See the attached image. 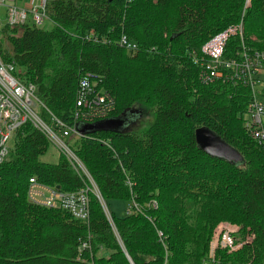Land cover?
<instances>
[{"label": "trees", "instance_id": "16d2710c", "mask_svg": "<svg viewBox=\"0 0 264 264\" xmlns=\"http://www.w3.org/2000/svg\"><path fill=\"white\" fill-rule=\"evenodd\" d=\"M243 2L48 0L50 28H2L1 54L20 82L35 86L44 121L50 112L71 125L86 75L113 98L112 117L131 110L137 123L146 110L152 118L140 131L131 122L120 131L69 137L109 212L108 218L90 192L87 221L28 199L31 177L60 192L88 183L61 153L54 163L42 161L51 143L25 123L0 164V264H81L78 254L90 256L86 248L80 252L87 241L94 264H204L219 221L236 223L241 238L252 239L231 253L217 250L212 264H264V147L243 123L250 89L223 79L201 83L193 61L210 38L240 21L243 42L264 50V0H251L242 15ZM4 35L10 49L2 47ZM122 35L135 50L119 45ZM240 50L239 35H232L222 57L238 58ZM262 90L264 101V84ZM198 127L243 160L203 152ZM114 200L127 201L130 213H112Z\"/></svg>", "mask_w": 264, "mask_h": 264}, {"label": "built area", "instance_id": "2783aa9c", "mask_svg": "<svg viewBox=\"0 0 264 264\" xmlns=\"http://www.w3.org/2000/svg\"><path fill=\"white\" fill-rule=\"evenodd\" d=\"M5 1L0 0V7L5 8L4 19L0 18V39L1 30L5 26H22L24 24L42 26L47 20L48 0H11L9 5H6ZM250 5L251 0H244L242 15ZM232 35H239L241 39L239 56L238 58L223 59L226 41ZM119 45L130 50L136 49V44L129 41L125 35L120 37ZM201 52V57H193L194 63L200 66L199 79L201 83L206 84L223 79L249 87L251 98L246 111L243 113V123L250 135L264 147V101L261 100L264 82L259 77L264 71V50L247 46L243 42L242 22L240 21L239 24L231 26L210 38L202 46ZM14 71V63L6 61L0 51V164L8 157L11 148L10 142L13 143L17 131L25 123H31L33 127L47 137L59 153L65 156L71 167L88 184L74 192H60L57 188L51 189L31 177L27 193L28 199L46 208L64 209L73 218L87 221L89 217L88 194L91 192L97 197L109 218L107 206L96 184L82 161L69 146V137L83 136L79 132V128L112 117L113 98L103 88L99 87L95 79H90V75L82 76L79 79L75 94V109L71 125H67L50 112L48 121H44L39 112L41 108L45 107L36 96L35 86L20 82L14 76ZM246 115L250 117L248 121L244 119ZM102 143L109 146L108 141ZM153 206L155 207L156 204L153 203ZM130 208L125 209L126 214L130 213ZM229 226L230 229L226 225L222 226L223 228L218 230V235L214 236L213 239L211 238L208 259L204 261V264L214 263L217 250H225L227 253H231L252 239V236H246V240H238L234 234L237 231L236 228ZM84 248L89 250V258L81 257L80 253L77 259L81 261V264H94L88 241L82 243L80 252Z\"/></svg>", "mask_w": 264, "mask_h": 264}, {"label": "water", "instance_id": "95a60500", "mask_svg": "<svg viewBox=\"0 0 264 264\" xmlns=\"http://www.w3.org/2000/svg\"><path fill=\"white\" fill-rule=\"evenodd\" d=\"M112 1V0H108ZM132 112L131 110L129 111ZM124 113L122 116L110 117L108 119L96 122L91 125H86L84 128H79L80 133L94 132V131H120L127 128L131 124L132 114ZM134 112H136L134 110ZM129 117V118H128ZM195 142L199 149L208 155L224 159L230 163L238 164L243 159L241 154L226 142H224L217 134L206 127H198L194 131ZM59 189V187H56ZM130 263L132 261L129 259Z\"/></svg>", "mask_w": 264, "mask_h": 264}, {"label": "rangeland", "instance_id": "374dc122", "mask_svg": "<svg viewBox=\"0 0 264 264\" xmlns=\"http://www.w3.org/2000/svg\"><path fill=\"white\" fill-rule=\"evenodd\" d=\"M5 4L6 5L11 4V0H6ZM4 16H5V8L0 7V18L4 19ZM42 27L50 28L51 24L48 21H45L42 24ZM2 40H3V46H2L3 49H10L9 43L6 42L7 41L6 35H4V37H2ZM199 57H200V55H199ZM259 77H260V80L264 82V71L259 75ZM135 108H139V107H135ZM151 118H152L151 114L148 113V111L142 110L138 122L137 123L133 122L130 125V129L140 131L141 129L145 128L150 123ZM244 119L248 121L250 119V117L248 115H246V116H244ZM10 145L13 148L14 144L12 142H10ZM50 145L51 146H50L49 151L43 157H41V160L45 161V162H49V163H54L57 161V159L59 157V151L54 145H52V144H50ZM127 203L128 202L124 201V200H120V201L114 200V201H109L108 206H109L110 211L117 216V215H121L123 213V211H125L124 209H126L125 207L127 206ZM151 205L153 206L152 203H151ZM220 224H222V225H220ZM227 224L236 228L237 231L234 234L238 240H240V241L246 240V238H241V236H240V233H239L240 226L237 225L236 223H231L229 221H219L217 223V225L215 226L214 230L212 231L211 238L213 239L214 236L218 235V230L222 229L223 228L222 226L226 225V227L230 229L231 227ZM211 238H210V240H211ZM208 251H209V246H208ZM207 259H208V252H207L205 260H207Z\"/></svg>", "mask_w": 264, "mask_h": 264}, {"label": "flooded vegetation", "instance_id": "af4514ba", "mask_svg": "<svg viewBox=\"0 0 264 264\" xmlns=\"http://www.w3.org/2000/svg\"><path fill=\"white\" fill-rule=\"evenodd\" d=\"M130 114V113H129ZM131 115V114H130ZM129 118V117H128ZM131 122H134V120L130 119Z\"/></svg>", "mask_w": 264, "mask_h": 264}]
</instances>
